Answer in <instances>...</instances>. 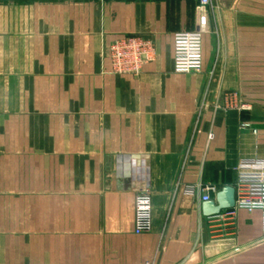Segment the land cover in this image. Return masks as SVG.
Instances as JSON below:
<instances>
[{
  "label": "crops",
  "instance_id": "0c3cea01",
  "mask_svg": "<svg viewBox=\"0 0 264 264\" xmlns=\"http://www.w3.org/2000/svg\"><path fill=\"white\" fill-rule=\"evenodd\" d=\"M206 14L186 74L174 36L199 28L197 0H0V264H264L259 210L207 217L187 191L264 158V0ZM137 34L156 58L113 74L110 45ZM228 92L239 107L217 109Z\"/></svg>",
  "mask_w": 264,
  "mask_h": 264
},
{
  "label": "built area",
  "instance_id": "2783aa9c",
  "mask_svg": "<svg viewBox=\"0 0 264 264\" xmlns=\"http://www.w3.org/2000/svg\"><path fill=\"white\" fill-rule=\"evenodd\" d=\"M199 28L195 31H182L174 36V69L179 73L200 72L203 68V35L207 31V10L211 0H197ZM156 58V47L152 39L143 35L124 36L116 39L109 47V59L112 73L116 75H138L145 64ZM240 100L235 92L224 93L220 102H215L217 109L238 108ZM250 128V123H243ZM212 138L213 135L209 134ZM238 177L235 185V206L228 209L233 217L237 210H259L262 213V231L264 237V158L242 159L237 167ZM191 195L201 193L202 200H212L210 194L220 190L215 185L189 186ZM136 234L149 232L152 228V198L149 191L137 194L134 203ZM219 216V215H218Z\"/></svg>",
  "mask_w": 264,
  "mask_h": 264
},
{
  "label": "water",
  "instance_id": "95a60500",
  "mask_svg": "<svg viewBox=\"0 0 264 264\" xmlns=\"http://www.w3.org/2000/svg\"><path fill=\"white\" fill-rule=\"evenodd\" d=\"M130 159V156H120L118 160ZM235 206V188L232 186L223 187L214 200L205 201L202 210L205 216H218L222 211L231 209Z\"/></svg>",
  "mask_w": 264,
  "mask_h": 264
}]
</instances>
